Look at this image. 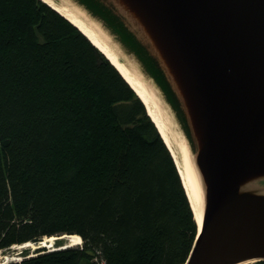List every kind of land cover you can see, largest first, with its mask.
Here are the masks:
<instances>
[{
  "label": "trees",
  "instance_id": "1",
  "mask_svg": "<svg viewBox=\"0 0 264 264\" xmlns=\"http://www.w3.org/2000/svg\"><path fill=\"white\" fill-rule=\"evenodd\" d=\"M198 231L177 161L118 68L43 0H0V250L83 242L7 264H184Z\"/></svg>",
  "mask_w": 264,
  "mask_h": 264
},
{
  "label": "water",
  "instance_id": "2",
  "mask_svg": "<svg viewBox=\"0 0 264 264\" xmlns=\"http://www.w3.org/2000/svg\"><path fill=\"white\" fill-rule=\"evenodd\" d=\"M67 1L159 97L179 158L189 150L202 221L186 264L264 262V0Z\"/></svg>",
  "mask_w": 264,
  "mask_h": 264
},
{
  "label": "bare ground",
  "instance_id": "3",
  "mask_svg": "<svg viewBox=\"0 0 264 264\" xmlns=\"http://www.w3.org/2000/svg\"><path fill=\"white\" fill-rule=\"evenodd\" d=\"M45 1L48 4L53 5L59 12L65 14L71 21L77 24L87 35H89L92 41L96 45H98L101 48V50L105 53V55H107L112 60L114 65L119 67L123 75L128 79L130 84L136 89L139 96H141L144 99L146 103V107L148 108L151 117L155 120L158 129H160L161 131L163 140H165L167 146H169V148L173 153L175 161H177L178 169L179 172L181 173L182 181L185 184L187 194L189 195L191 204L194 209V215H196L198 225L200 226L202 221V215H201V208L199 207V204H197V201L199 200L200 197L199 182L197 179V175L193 170L191 155L189 153V150L185 148L183 158L181 159L179 158L178 155L179 152L178 150H176L177 149L176 144L174 143V140L172 139V135L170 134V129L168 128L169 125L166 121L165 115L164 113H160V112L156 113L157 109L159 110L160 108H158L159 106L156 101L152 100L151 102L149 97L150 96L149 91H147L146 87L143 86V81L133 76L129 68H127L123 62H121L120 58L112 52L110 47L106 43L102 42L99 34H97V32L95 31L96 29L85 23L83 19H81V17L78 15V13L74 11V8L72 6L68 5V7L66 6L61 7L59 6V4L55 3L54 0H45ZM56 240L57 239L54 236L46 238L44 241L39 242L42 246L39 245L38 247L52 248L54 244L53 242H56ZM67 243L70 244V246L80 245L82 244V237H80L77 234H72L67 239ZM21 247L22 248L30 247L35 250L37 249L35 243L33 244L32 242H27V244L25 243L24 245H21ZM246 264H251V263H246Z\"/></svg>",
  "mask_w": 264,
  "mask_h": 264
},
{
  "label": "rangeland",
  "instance_id": "4",
  "mask_svg": "<svg viewBox=\"0 0 264 264\" xmlns=\"http://www.w3.org/2000/svg\"><path fill=\"white\" fill-rule=\"evenodd\" d=\"M55 2H58V4H62V5H64V6H67L68 7V5H69V3H68V1L67 0H55ZM71 6V5H70ZM75 9H74V11L76 12V13H78V15L81 17V19H83V20H85V22L88 24V25H90L91 27H94L95 26V28H96V30H97V33L98 34H100V37H102L103 38V40H107L108 42H110L111 44H112V46H110V47H112L114 50H116L117 51V53L120 55V60H121V62H125L126 63V65L128 66L129 65V67L131 68V70H132V72L135 74V76H139L140 77V79L143 81V79H142V76H140V74H139V72H138V70L135 68V66L134 65H132L130 62H127L126 61V59L123 57V55H121V54H123V52H122V50L119 48V46L117 45V44H115L114 42L112 43V39L109 37V34H107L106 33V31L104 32V31H102L101 29H100V25H99V23L98 22H96V21H94V19L89 15V14H87L86 13V17L84 16V14L82 13V12H84L83 10L81 11L79 8H77V7H74ZM85 13V12H84ZM107 41H104V42H107ZM151 88H153V87H151ZM152 97H154V99H155V101L156 102H158L159 101V97L158 96H156V94L154 95H152ZM149 112V111H148ZM166 118V117H165ZM166 121H167V123H168V120H167V118H166ZM168 125H169V123H168ZM157 127V126H156ZM168 128H169V126H168ZM157 129H158V127H157ZM159 130V132H160V129H158ZM170 134L172 135V133H171V129H170ZM175 159V158H174ZM194 210V209H193ZM196 216V215H195ZM197 220V219H196ZM197 224H198V221H197ZM55 237V236H54ZM46 239V238H45ZM44 239V240H45ZM57 242V241H56ZM62 242L64 243V244H68L67 243V239H64V240H62ZM83 243V242H82ZM22 245H24V244H22ZM36 246H37V244H35ZM39 246V245H38ZM38 246H37V249H38ZM40 246H42L41 244H40ZM55 246V244L53 245V247ZM75 246H81V245H75ZM55 247H57V246H55ZM48 249H50V247H48ZM28 250V252H29V254L28 255H31V256H34L35 255V249H33V248H30V247H27V248H22L21 247V245L19 246V245H15V246H13V247H11L10 249H8V250H6V251H4V252H2L1 253V256H4V257H6V256H8V258H10L9 260H11V259H13V260H17V259H19V258H25V253H23V252H25V251H27Z\"/></svg>",
  "mask_w": 264,
  "mask_h": 264
},
{
  "label": "built area",
  "instance_id": "5",
  "mask_svg": "<svg viewBox=\"0 0 264 264\" xmlns=\"http://www.w3.org/2000/svg\"><path fill=\"white\" fill-rule=\"evenodd\" d=\"M1 252V251H0ZM9 261V259H8V257L6 256V257H2L1 255H0V264H6V262H8ZM95 263H97V264H107V263H105V261H101L100 259H98V258H95Z\"/></svg>",
  "mask_w": 264,
  "mask_h": 264
},
{
  "label": "flooded vegetation",
  "instance_id": "6",
  "mask_svg": "<svg viewBox=\"0 0 264 264\" xmlns=\"http://www.w3.org/2000/svg\"><path fill=\"white\" fill-rule=\"evenodd\" d=\"M251 264H264V262H257V263H251Z\"/></svg>",
  "mask_w": 264,
  "mask_h": 264
}]
</instances>
